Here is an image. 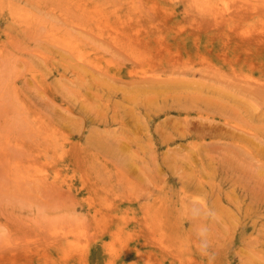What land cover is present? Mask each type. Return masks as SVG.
Here are the masks:
<instances>
[{
	"label": "rangeland",
	"instance_id": "1",
	"mask_svg": "<svg viewBox=\"0 0 264 264\" xmlns=\"http://www.w3.org/2000/svg\"><path fill=\"white\" fill-rule=\"evenodd\" d=\"M0 264H264V0H0Z\"/></svg>",
	"mask_w": 264,
	"mask_h": 264
},
{
	"label": "bare ground",
	"instance_id": "2",
	"mask_svg": "<svg viewBox=\"0 0 264 264\" xmlns=\"http://www.w3.org/2000/svg\"><path fill=\"white\" fill-rule=\"evenodd\" d=\"M159 73H160V72H159ZM229 94H230V93H229ZM229 94H228V95H229ZM219 98H220V97H219ZM217 102H218V101H217ZM207 126H208V125H207ZM201 136H202V135H201ZM81 258H82V257H81ZM79 260H80V258H79ZM83 261H84V260H83Z\"/></svg>",
	"mask_w": 264,
	"mask_h": 264
}]
</instances>
